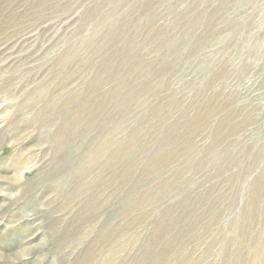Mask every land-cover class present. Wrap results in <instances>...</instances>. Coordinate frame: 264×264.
I'll use <instances>...</instances> for the list:
<instances>
[{
	"label": "rangeland",
	"instance_id": "374dc122",
	"mask_svg": "<svg viewBox=\"0 0 264 264\" xmlns=\"http://www.w3.org/2000/svg\"><path fill=\"white\" fill-rule=\"evenodd\" d=\"M0 264H264V0H0Z\"/></svg>",
	"mask_w": 264,
	"mask_h": 264
}]
</instances>
